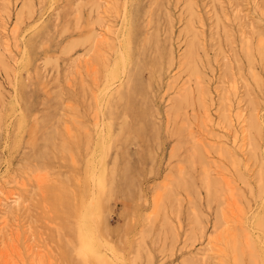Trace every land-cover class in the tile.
<instances>
[{
  "label": "rangeland",
  "instance_id": "obj_1",
  "mask_svg": "<svg viewBox=\"0 0 264 264\" xmlns=\"http://www.w3.org/2000/svg\"><path fill=\"white\" fill-rule=\"evenodd\" d=\"M0 264H264V0H0Z\"/></svg>",
  "mask_w": 264,
  "mask_h": 264
},
{
  "label": "bare ground",
  "instance_id": "obj_2",
  "mask_svg": "<svg viewBox=\"0 0 264 264\" xmlns=\"http://www.w3.org/2000/svg\"><path fill=\"white\" fill-rule=\"evenodd\" d=\"M140 128H142V127H140ZM82 224H83L82 228H83V232H84V234H83L84 241L86 243H89L90 245H94L95 241L100 240V236L98 234L99 232H98V229H97L95 222L92 219H90L88 216L84 215L83 220H82ZM95 245H99V244H95Z\"/></svg>",
  "mask_w": 264,
  "mask_h": 264
}]
</instances>
